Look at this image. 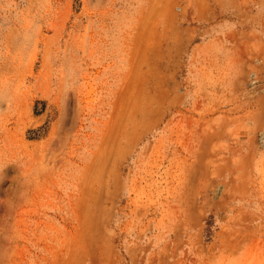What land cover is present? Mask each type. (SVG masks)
Returning a JSON list of instances; mask_svg holds the SVG:
<instances>
[{
	"label": "rangeland",
	"instance_id": "374dc122",
	"mask_svg": "<svg viewBox=\"0 0 264 264\" xmlns=\"http://www.w3.org/2000/svg\"><path fill=\"white\" fill-rule=\"evenodd\" d=\"M0 264H264V0H0Z\"/></svg>",
	"mask_w": 264,
	"mask_h": 264
}]
</instances>
